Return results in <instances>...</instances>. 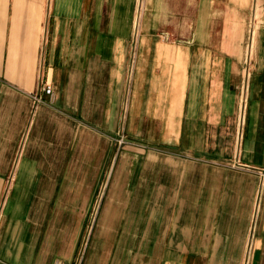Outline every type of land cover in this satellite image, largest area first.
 <instances>
[{"label": "crops", "instance_id": "0c3cea01", "mask_svg": "<svg viewBox=\"0 0 264 264\" xmlns=\"http://www.w3.org/2000/svg\"><path fill=\"white\" fill-rule=\"evenodd\" d=\"M134 3L0 0V264H264V0Z\"/></svg>", "mask_w": 264, "mask_h": 264}, {"label": "rangeland", "instance_id": "374dc122", "mask_svg": "<svg viewBox=\"0 0 264 264\" xmlns=\"http://www.w3.org/2000/svg\"><path fill=\"white\" fill-rule=\"evenodd\" d=\"M141 1H143V10H142V6H141ZM137 2H139L140 6L138 7V10L141 12V16H140V20H139V34H138V38L140 37V34L142 33V25H143V18H144V14L147 10V7H148V0H135V3H134V9H133V16H132V34L134 33V22H135V15H136V10H137ZM254 23V20H251V23H250V27H249V42H250V47L247 48V52H246V57H245V60H246V63L250 61V57H251V41L253 42V36H254V33H255V29H256V26L253 24ZM247 87V86H246ZM240 104H241V101H240ZM240 110V109H239ZM244 116V112L242 113H239V117L238 119H240V123H239V134H238V142H240V139L242 138V123L244 121V119L242 120L241 117ZM122 140L121 143H123V139L120 138L119 141ZM120 143V144H121ZM236 167L237 165H240V163L238 162V159L236 160ZM242 165V164H241ZM248 168H244V167H241V168H238L237 169H241V170H249V171H252L254 172L260 179L261 181H264V178H262L260 176V174L258 173V170H263L264 169H260V168H249V166H247ZM263 179V180H262Z\"/></svg>", "mask_w": 264, "mask_h": 264}, {"label": "built area", "instance_id": "2783aa9c", "mask_svg": "<svg viewBox=\"0 0 264 264\" xmlns=\"http://www.w3.org/2000/svg\"><path fill=\"white\" fill-rule=\"evenodd\" d=\"M140 6L139 2H137V10H136V15H135V22H134V33H133V42L135 43L138 39V34H139V20H140V16H141V12L138 10V7ZM141 6H142V10H143V1H141ZM42 92H44L45 94H50L51 92V88L50 87H45L42 89ZM245 92H242V96H241V104H240V113L242 111V113L245 111L246 108V98H245ZM41 101V98L39 96L34 98V102H39ZM241 119H244V116L241 117ZM120 143L122 142V140L119 141ZM119 143V144H120ZM238 168L244 167V168H248L247 166L244 165H237ZM258 173L260 174V176L262 178H264V171L263 170H258ZM263 180V179H262Z\"/></svg>", "mask_w": 264, "mask_h": 264}]
</instances>
